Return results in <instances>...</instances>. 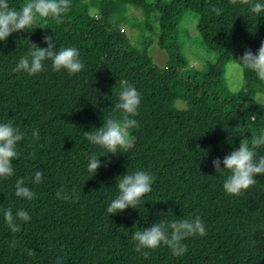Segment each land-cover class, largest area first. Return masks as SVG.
I'll list each match as a JSON object with an SVG mask.
<instances>
[{
  "label": "trees",
  "instance_id": "trees-1",
  "mask_svg": "<svg viewBox=\"0 0 264 264\" xmlns=\"http://www.w3.org/2000/svg\"><path fill=\"white\" fill-rule=\"evenodd\" d=\"M27 2L10 0L17 8ZM250 3L69 0L59 22L37 17L35 29L0 44V122L11 120L25 134L14 175L0 179V264H264V175L230 196L222 189L224 177L211 166L213 159L235 150L240 139L264 130V105L254 100L264 95V81L244 70L240 92H229L224 82L225 65H238L246 49L255 52L264 41V15H252ZM134 13L140 20L133 23ZM187 14L196 21L200 43L216 55L201 71L188 70L181 51L180 24ZM127 20L139 29V46L120 28ZM44 36H52L57 49L76 47L82 71L70 76L47 67L32 77L14 73L27 44L46 47ZM153 44L169 58L167 66L153 63ZM125 85L141 97L138 127L119 152L126 154L123 163L91 176L88 158L101 149L90 145L83 132L117 116L113 107ZM177 102L185 107L176 108ZM112 157H101V163ZM137 169L154 176L152 192L137 209L108 217L115 179ZM35 171L43 177L38 185L30 182ZM17 180L33 191L31 201L14 195ZM58 191L68 198H57ZM21 208L30 221L12 233L3 211L14 214ZM169 210L173 217L167 216ZM197 216L206 233L186 239L184 255L173 256L163 246L146 256L134 250L131 235L138 228L161 218L170 223Z\"/></svg>",
  "mask_w": 264,
  "mask_h": 264
},
{
  "label": "clouds",
  "instance_id": "clouds-1",
  "mask_svg": "<svg viewBox=\"0 0 264 264\" xmlns=\"http://www.w3.org/2000/svg\"><path fill=\"white\" fill-rule=\"evenodd\" d=\"M248 7L252 15L258 18L264 15V0H251ZM69 8V0H28L21 8L13 7L10 0H0V44L14 33L30 32L29 29H35L37 17L59 22ZM42 42L46 47L27 44L25 54L12 68L14 73L32 77L47 67L54 72H64L70 76L82 71L84 65L76 47L66 46L57 49L52 36H44ZM236 62L239 65L238 73L248 70L254 73L258 80L264 81V41L255 52L246 49ZM240 83L242 84V81ZM140 103L141 97L136 88L131 85L123 86L113 107V112L117 116L104 119L99 128H92L94 131L83 132L90 145L101 149L99 156L90 155L88 158L86 168L91 176L96 174L97 169L107 167L110 163L108 160L101 163V157L115 156L127 146L131 131L138 127L135 117ZM31 134L34 138L38 137L36 130ZM24 135L11 120L0 122V179L14 175L13 161L18 158V144L24 139ZM259 150H264V130L251 138L240 139L235 150L226 153L222 159L215 158L211 161L214 173L224 177L222 189L225 194L239 195L254 185L258 176L264 175V155H258ZM42 178V173L35 171L30 182L38 185ZM154 179L149 172L139 169L117 177L116 195L106 208L108 217L119 215L125 209H137L142 199L152 192ZM14 195L26 201H31L34 197L33 191L25 186L23 180L16 181ZM56 196L60 199L68 198L62 191H58ZM167 216H172L170 210ZM3 220L12 233H18L23 224L30 221V216L23 208L14 214L11 209H5ZM205 233V225L198 216L191 219L174 218L170 223L161 218L142 230L138 228L132 233L131 240L134 242V250L145 256L149 251L162 246L169 248L173 256H182L186 252L183 242L190 237H203Z\"/></svg>",
  "mask_w": 264,
  "mask_h": 264
},
{
  "label": "rangeland",
  "instance_id": "rangeland-1",
  "mask_svg": "<svg viewBox=\"0 0 264 264\" xmlns=\"http://www.w3.org/2000/svg\"><path fill=\"white\" fill-rule=\"evenodd\" d=\"M90 15H95L96 12L89 10ZM134 21H139L140 16L138 13H134L132 17ZM132 21H126L121 24L120 28L127 35L129 42L132 45L139 46L138 35L139 29L132 27ZM180 44L181 51L186 60L188 61V70L201 71L204 69L207 63H213L216 61V55L205 49L200 43V37L196 31V21L189 14L185 15L180 24ZM149 55L153 60V63L161 68L167 66L169 58L161 51L155 44L150 46ZM238 65L229 62L224 68V82L226 89L231 93H238L244 88L243 73H238ZM242 81V84L240 83ZM234 89H239L234 91ZM255 102L264 105V95L256 94ZM176 108L183 109L185 106L183 103L177 102ZM126 154L121 152L110 159L107 165L110 168H117L125 160Z\"/></svg>",
  "mask_w": 264,
  "mask_h": 264
}]
</instances>
